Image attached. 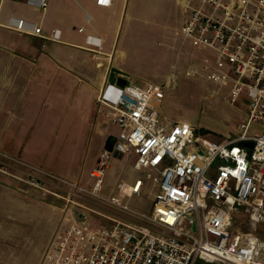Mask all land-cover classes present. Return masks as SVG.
Segmentation results:
<instances>
[{
    "label": "built area",
    "instance_id": "built-area-1",
    "mask_svg": "<svg viewBox=\"0 0 264 264\" xmlns=\"http://www.w3.org/2000/svg\"><path fill=\"white\" fill-rule=\"evenodd\" d=\"M39 4L47 6L46 0ZM179 35L214 54L187 76L202 74L208 82L229 85L231 104L248 101L241 135L215 141L162 116L166 93L177 83L173 67L164 85L107 82L96 112L119 133L113 152L100 154L86 185L0 150V173L66 203L69 225L55 231L39 264H264V132L250 133L252 124L264 126V0H188ZM52 39H59L58 31ZM87 44L94 55L102 51L99 39L89 37ZM116 154L135 155L139 176L104 196ZM12 170H23L26 179ZM145 197L152 202L148 212L128 204ZM91 201L127 220L90 209L85 203ZM75 206L78 212L70 213ZM91 214L104 222H91Z\"/></svg>",
    "mask_w": 264,
    "mask_h": 264
},
{
    "label": "crops",
    "instance_id": "crops-1",
    "mask_svg": "<svg viewBox=\"0 0 264 264\" xmlns=\"http://www.w3.org/2000/svg\"><path fill=\"white\" fill-rule=\"evenodd\" d=\"M39 1L0 0V150L55 175L88 183L108 137L119 133L117 126L97 115L96 98L114 67L128 74L131 83L119 61L131 44L141 41L143 26L156 23L165 0H46L45 9ZM187 1L176 0L181 24ZM37 28L42 35L35 34ZM55 31L58 40L52 39ZM89 37L102 42L99 55L90 50ZM135 160L133 154L114 155L106 179L111 194L118 184L133 183L139 176ZM10 183L17 182L0 174V220ZM13 204L16 215L7 218L17 219L18 197Z\"/></svg>",
    "mask_w": 264,
    "mask_h": 264
},
{
    "label": "rangeland",
    "instance_id": "rangeland-1",
    "mask_svg": "<svg viewBox=\"0 0 264 264\" xmlns=\"http://www.w3.org/2000/svg\"><path fill=\"white\" fill-rule=\"evenodd\" d=\"M148 17L152 19L151 15ZM154 21L156 23L148 22L143 26L141 41L135 45L131 44L126 57L119 61L130 74L131 84L164 85L174 65L177 84L166 93L163 116L173 123L194 127L199 134L211 140L223 141L225 138L239 137L241 131L238 126L247 119L248 101L242 97L235 104H231L229 85L219 86L208 82L202 74L187 76L189 68L198 69L205 59H211L214 54L202 51L190 41H183L180 35H176L182 25V15L176 0H165L164 9L154 17ZM262 132L263 125H251L250 133ZM11 172L26 179L23 170L18 173L13 170ZM0 174L17 182L7 186L9 190L6 192L10 195H5L8 202L5 200L4 219L0 220V235L3 233L0 264H39L55 231L69 225L66 203L10 175ZM109 189V183H105L102 194L111 195ZM11 193L14 196L13 200ZM17 197L20 215L17 219L7 218L16 215L15 211L12 213L11 206L13 201L15 207ZM86 204L90 209L103 215L127 220L125 215H117L103 202L91 201ZM128 204L132 209L143 212H148L152 206L148 197L142 200L131 199ZM68 211L78 212L76 206ZM90 221L98 224L104 222V218L91 214Z\"/></svg>",
    "mask_w": 264,
    "mask_h": 264
},
{
    "label": "water",
    "instance_id": "water-1",
    "mask_svg": "<svg viewBox=\"0 0 264 264\" xmlns=\"http://www.w3.org/2000/svg\"><path fill=\"white\" fill-rule=\"evenodd\" d=\"M117 76H120L121 78L118 79ZM128 74H126L125 72L121 71L120 69L117 68H112L111 72H110V76H109V83L110 84H117L120 87H124L128 84ZM116 142V136L111 135L108 137L106 144H105V150L112 153L113 152V148H114V144ZM245 147L248 148H252L253 144L252 143H244Z\"/></svg>",
    "mask_w": 264,
    "mask_h": 264
}]
</instances>
